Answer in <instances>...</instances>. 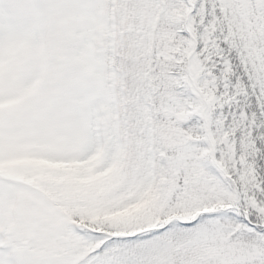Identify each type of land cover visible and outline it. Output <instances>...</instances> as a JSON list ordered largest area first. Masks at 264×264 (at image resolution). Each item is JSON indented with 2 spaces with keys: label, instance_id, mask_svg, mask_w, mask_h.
I'll list each match as a JSON object with an SVG mask.
<instances>
[{
  "label": "snow or ice",
  "instance_id": "6c2138e0",
  "mask_svg": "<svg viewBox=\"0 0 264 264\" xmlns=\"http://www.w3.org/2000/svg\"><path fill=\"white\" fill-rule=\"evenodd\" d=\"M0 264H264V0H0Z\"/></svg>",
  "mask_w": 264,
  "mask_h": 264
}]
</instances>
